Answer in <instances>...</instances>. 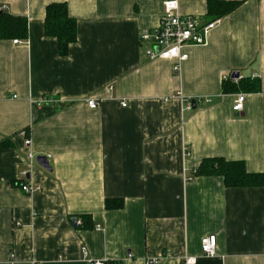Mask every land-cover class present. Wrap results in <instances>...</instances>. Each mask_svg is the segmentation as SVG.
Wrapping results in <instances>:
<instances>
[{"label": "crops", "instance_id": "obj_1", "mask_svg": "<svg viewBox=\"0 0 264 264\" xmlns=\"http://www.w3.org/2000/svg\"><path fill=\"white\" fill-rule=\"evenodd\" d=\"M178 1L183 14L210 19L207 0ZM238 1L206 44L186 47L176 73L142 40L159 24L161 0H0V12L26 17L29 29L19 43L0 37V142H11L0 145V264L12 253L17 264H264V186L194 176L216 156L264 170V0ZM52 2H66L78 23L65 56L45 31ZM233 72L261 83L240 113L239 92L222 89ZM22 182L41 190L27 194ZM110 197L124 206L106 209ZM83 214L93 228L77 223ZM210 234L213 257L201 248Z\"/></svg>", "mask_w": 264, "mask_h": 264}, {"label": "trees", "instance_id": "obj_2", "mask_svg": "<svg viewBox=\"0 0 264 264\" xmlns=\"http://www.w3.org/2000/svg\"><path fill=\"white\" fill-rule=\"evenodd\" d=\"M240 5L238 0H207L208 20L222 18ZM45 31L58 41L59 53L65 56L70 46L78 38V23L69 13L66 2H52L46 6ZM28 20L26 17L0 12V37L26 40L28 37ZM223 82V92H257L261 89L257 77H243L236 81L232 74ZM10 141L0 142L1 146H9ZM217 175L223 178L227 187H259L264 186V170L250 172L242 160H228L222 156L206 157L202 159L194 176ZM124 200L120 197H110L105 200V208L120 209ZM82 228H93L94 222L90 214L80 216Z\"/></svg>", "mask_w": 264, "mask_h": 264}, {"label": "built area", "instance_id": "obj_3", "mask_svg": "<svg viewBox=\"0 0 264 264\" xmlns=\"http://www.w3.org/2000/svg\"><path fill=\"white\" fill-rule=\"evenodd\" d=\"M162 14L158 26L152 31H147L142 34V40L149 42L151 46L147 49V55L150 59H173L175 60L174 71L178 72L181 69L182 62L189 58V54L185 51L186 47L192 45H204L207 43L208 36L212 29L218 23V20L204 22L199 17L193 14H183L180 11L178 0H161ZM20 41L15 39L14 43ZM177 95L182 94L179 92ZM246 96L245 94H239L235 100L233 109L235 111H242L244 108ZM185 109L190 110L192 108L191 101L189 99H183ZM209 101V99H208ZM88 104L91 108H97L99 103L96 99H90ZM126 105V103H123ZM25 134V131H24ZM26 144L31 143V139H26ZM191 153L188 148H185L184 156H189ZM31 159L34 158L32 152L29 153ZM27 170L22 171V175L26 177ZM194 176L188 177L193 179ZM20 188L27 194H33L41 190L40 185L22 182ZM78 224L82 223L81 219L77 220ZM217 238L216 235H208L202 238L201 247L203 253L207 257H213L216 255ZM83 253L88 255V250L83 248ZM133 253H129L127 259L133 257ZM161 262V257H156L148 261L151 264H158ZM194 261H189L186 264H192ZM11 264H17L15 255L11 254ZM91 264H107V259H92Z\"/></svg>", "mask_w": 264, "mask_h": 264}, {"label": "bare ground", "instance_id": "obj_4", "mask_svg": "<svg viewBox=\"0 0 264 264\" xmlns=\"http://www.w3.org/2000/svg\"><path fill=\"white\" fill-rule=\"evenodd\" d=\"M180 7V6H179ZM214 20H218V23H219V21H220V19L219 18H217V19H214ZM214 20H207V21H205V22H208V21H214ZM218 23H217V25H218ZM216 25V26H217ZM215 26V27H216ZM213 30V29H212ZM18 40V39H17ZM20 41V40H19ZM192 46H194V45H192ZM188 53V52H187ZM158 59V58H157ZM160 59H163V58H160ZM167 60H173V59H167ZM188 60V59H187ZM183 63V62H182ZM174 64H175V60H174ZM182 65V64H181ZM173 70H174V66H173ZM175 72V71H174ZM179 72V71H178ZM177 73V72H176ZM234 73V72H233ZM233 73H230V74H233ZM227 76H229V75H227ZM226 76V77H227ZM232 77H233V75H232ZM236 81H238L241 77L239 76L238 78H235V77H233ZM239 94H245V96H246V93L245 92H240V93H238L237 94V97H238V95ZM183 99L185 98L184 96H181ZM237 97H236V99H237ZM90 99H96V98H90ZM90 99H88V101L90 100ZM235 99V100H236ZM194 101H195V103H196V100L195 99H193ZM193 100H192V103H191V105H192V108H193ZM246 100V99H245ZM88 101H87V103H88ZM96 101H97V99H96ZM206 101H208V100H206ZM98 102V101H97ZM185 102V101H184ZM208 102H210V100L208 101ZM99 103V102H98ZM123 103H126V102H123ZM185 104H186V102H185ZM234 104H235V101H234ZM234 104H233V106H234ZM99 105H100V103H99ZM126 105H127V103H126ZM126 105H123V106H126ZM196 105H197V103H196ZM88 106H89V104H88ZM90 107V106H89ZM99 107V106H98ZM91 108V107H90ZM191 108V109H192ZM92 109H95V108H92ZM190 109V110H191ZM187 110V109H186ZM232 110L234 111V112H236V113H240V112H242L243 110H244V108H243V110L242 111H235L234 109H233V107H232ZM187 148V147H186ZM211 235V234H210ZM212 235H215V234H212ZM208 236V235H207ZM205 237V236H204ZM217 238V237H216ZM202 248V247H201ZM202 252H203V250H202ZM133 258V257H132ZM91 261L92 260H90V264H91ZM189 261H194V262H196V258L195 257H193V256H190V257H188L187 259H186V263L187 262H189ZM107 264H115V263H111V262H109V261H107Z\"/></svg>", "mask_w": 264, "mask_h": 264}, {"label": "water", "instance_id": "obj_5", "mask_svg": "<svg viewBox=\"0 0 264 264\" xmlns=\"http://www.w3.org/2000/svg\"><path fill=\"white\" fill-rule=\"evenodd\" d=\"M233 77L238 78L240 76L239 72H234ZM196 103L193 100V108H196ZM36 161L38 164H40L42 167H44L47 170H52V166L50 165L49 159L46 155H37L36 156Z\"/></svg>", "mask_w": 264, "mask_h": 264}]
</instances>
